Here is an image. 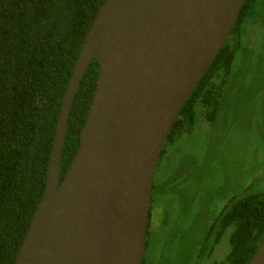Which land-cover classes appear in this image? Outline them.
Here are the masks:
<instances>
[{"label": "water", "instance_id": "obj_1", "mask_svg": "<svg viewBox=\"0 0 264 264\" xmlns=\"http://www.w3.org/2000/svg\"><path fill=\"white\" fill-rule=\"evenodd\" d=\"M246 0H103L61 100L42 197L14 264H142L154 170ZM99 64L62 180L68 119ZM246 264H264V236Z\"/></svg>", "mask_w": 264, "mask_h": 264}, {"label": "trees", "instance_id": "obj_2", "mask_svg": "<svg viewBox=\"0 0 264 264\" xmlns=\"http://www.w3.org/2000/svg\"><path fill=\"white\" fill-rule=\"evenodd\" d=\"M102 1L0 0V264H14L42 197L63 93ZM254 11L255 0H246L226 42L178 112L167 140L189 131L197 112L214 118L245 23ZM98 69L93 59L74 97L59 181L78 146ZM216 225L215 242L232 227L226 264H246L264 236V195L230 201L209 233Z\"/></svg>", "mask_w": 264, "mask_h": 264}, {"label": "rangeland", "instance_id": "obj_3", "mask_svg": "<svg viewBox=\"0 0 264 264\" xmlns=\"http://www.w3.org/2000/svg\"><path fill=\"white\" fill-rule=\"evenodd\" d=\"M253 193L264 195V0L245 23L214 118L197 112L158 160L150 264H226L232 227L216 242L218 225L209 228L225 204Z\"/></svg>", "mask_w": 264, "mask_h": 264}, {"label": "flooded vegetation", "instance_id": "obj_4", "mask_svg": "<svg viewBox=\"0 0 264 264\" xmlns=\"http://www.w3.org/2000/svg\"><path fill=\"white\" fill-rule=\"evenodd\" d=\"M201 115H204V113H203V111L200 113ZM206 116V115H205ZM192 129V128H191ZM187 132V131H186ZM186 132H183V133H186ZM182 133V134H183ZM181 134H179L178 136H180ZM177 136V137H178ZM168 137V136H167ZM177 137H174L173 136V138H171V139H169V140H167L166 139V141H165V143H164V146H163V149H162V151H161V154H160V156H159V158L164 154V152H165V145H166V143L167 142H172V141H174ZM159 160V159H158ZM158 163V162H157ZM157 166V165H156ZM156 168V167H155ZM154 172H155V170H154ZM153 177H154V175H153ZM152 188H153V182H152ZM151 193H152V191H151ZM150 202H151V198H150ZM230 203V202H229ZM227 205H228V203L227 204H225L223 207H222V209H221V211L219 212V214H218V216L224 211V209H225V207H227ZM150 210H151V208H150V206H149V218H148V227H147V233H146V241L148 240V238L150 237V227H151V224H150V216H151V214H150ZM217 216V217H218ZM212 225V224H211ZM211 228V227H210ZM210 228H209V230H210ZM208 233H209V231H208ZM145 248H146V243H145ZM145 251H146V249H144V256H143V259H144V257L146 258V262H145V264H150V262H149V258H148V256H146L145 255ZM211 253V252H210ZM142 264H143V261H142Z\"/></svg>", "mask_w": 264, "mask_h": 264}]
</instances>
